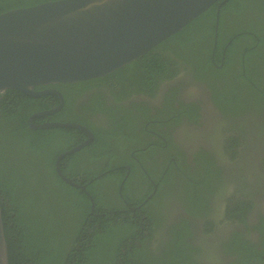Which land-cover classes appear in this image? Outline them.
<instances>
[{"label": "flooded vegetation", "instance_id": "flooded-vegetation-1", "mask_svg": "<svg viewBox=\"0 0 264 264\" xmlns=\"http://www.w3.org/2000/svg\"><path fill=\"white\" fill-rule=\"evenodd\" d=\"M258 13L227 7L220 34L216 26L212 33L198 28L194 42L187 37L183 59L171 62L170 74H154L150 86L131 79L134 84L119 87L109 79L98 89L67 92L79 111L78 102L93 105L98 97L102 112L88 117L104 128L107 139L114 135L117 166L109 161L110 148L100 149L96 158L90 154L95 135L73 153L85 150L84 165L100 163L102 171L84 182L86 188L124 171L118 186L114 179L103 185L105 201L115 208L107 205L95 214L135 222L134 230L142 234L124 242L125 252L137 244L138 253L154 264H264L258 259L264 258V16ZM187 36H193L191 29ZM49 88L64 101L56 95L59 101L53 99L46 111L60 108L40 117L66 104L58 87L41 89ZM63 159L61 169L68 164ZM113 224L121 231V224Z\"/></svg>", "mask_w": 264, "mask_h": 264}, {"label": "trees", "instance_id": "trees-1", "mask_svg": "<svg viewBox=\"0 0 264 264\" xmlns=\"http://www.w3.org/2000/svg\"><path fill=\"white\" fill-rule=\"evenodd\" d=\"M45 1L48 0H0V13L13 8L33 6ZM222 2L225 3L221 4ZM219 4H221L217 26L219 34L227 7L234 11L237 7L240 9L246 7V10L251 12L258 9L259 13L256 15L258 17L264 16V0H228V2L227 0H217L182 30L158 43L142 57L109 74L77 83L36 86V90H40L42 87H58L65 95L66 104L62 111L54 115L36 117L34 119L35 123L48 119L60 122H79L88 126L95 135L93 143L87 148L93 149L90 154H93V158H96L95 154L100 149L110 148L111 151L108 152V155H111V158H109V161L111 160L114 163L116 160L114 135H108L109 139H107V135L103 131L104 128L95 125L88 117L89 114L96 111L102 112L103 108L99 106L102 103L99 102L98 97L94 96L93 105L78 102L80 111L75 110L74 97H68L67 92L73 90L83 93L82 91L92 87L98 89L109 79L114 80L119 87L128 81H132V84H134L131 79H137L138 85L150 86L155 77L154 74L166 71H169L168 74H170L172 71L170 68L171 62L176 65L179 62L178 58L183 59L182 50L187 47L186 44L189 38L194 42L196 35L200 32L198 28H203L209 33L214 31L216 11ZM238 23L243 25L241 21ZM188 27H190L193 36H187V31L190 30ZM218 43H220V40H218ZM222 46H217V48ZM111 89L115 91L116 87L112 86ZM148 89L150 91V88ZM99 92L103 94L102 91ZM53 99L59 101L56 94L35 97L16 89H7L0 93V202L5 236L9 247L10 264H55L60 253L63 254L62 258L65 259L64 264H96V260L103 258L104 252L108 249L110 243H115L117 248L115 264H154L145 255L138 253L140 248L137 244L127 247L129 249L125 252L124 242L126 244L127 240L137 233L134 230L135 225H133L135 222L126 221L123 224L122 219L116 218L119 217L118 214H113L116 217L108 214L107 216H110V218L95 214L98 208L102 210L107 205H110L108 209L115 208L113 207L114 202L105 201L103 185L108 182V186H110V181L114 179L118 181V186L124 171L111 172L101 179L94 180L88 184L86 191L65 182L57 174L55 168L56 157L83 142L87 135L84 131L75 127L34 129L29 126L28 117L34 112L50 108ZM1 142H4L5 147L16 146L22 152L24 148L25 151L33 153L34 156L42 160L41 167H44L49 183L57 193L56 196L54 195L55 199L53 200L56 205L50 200L51 211L55 213L66 211L65 215L62 213L61 220L54 213L51 216L45 213L41 195L31 185V182H40L42 178L33 180L32 177L29 178L22 174L18 162L15 163L13 160V154H4L5 151ZM83 152L67 155L62 160V162L68 163L62 167L65 171L64 174L80 184H84V182L89 181L102 171L100 163H96L94 166L81 163ZM91 156L89 155L90 158ZM33 162L31 161L32 164ZM38 163L30 169L31 174L36 177L42 174L38 170L41 168ZM118 164L113 165L117 166ZM81 177L85 178L84 181L78 180ZM112 190L116 192L115 187ZM123 193H126L124 187ZM91 196L96 204L94 212L91 209ZM68 216H71L72 219ZM63 221H70L68 232L58 231ZM113 223L121 224V231L119 229L115 230V224ZM136 226L139 228V225ZM65 238L67 243L59 247L58 241H64ZM69 245L71 246L68 251ZM133 252L136 253V256L132 257ZM251 256L253 255L251 254ZM258 259L261 262L264 261L261 256H258Z\"/></svg>", "mask_w": 264, "mask_h": 264}, {"label": "water", "instance_id": "water-1", "mask_svg": "<svg viewBox=\"0 0 264 264\" xmlns=\"http://www.w3.org/2000/svg\"><path fill=\"white\" fill-rule=\"evenodd\" d=\"M217 0H48L33 6L0 13V93L16 89L31 96L55 93L36 86L77 83L109 74L145 55L154 46L182 30ZM216 31L219 9L216 14ZM51 111L35 112L28 118L34 129L75 127L87 139L60 153L57 174L74 187L87 190L67 177L60 161L94 138L77 122H43L33 119ZM92 181V180H91ZM91 209L95 201L91 196ZM0 264H10L0 202Z\"/></svg>", "mask_w": 264, "mask_h": 264}, {"label": "rangeland", "instance_id": "rangeland-1", "mask_svg": "<svg viewBox=\"0 0 264 264\" xmlns=\"http://www.w3.org/2000/svg\"><path fill=\"white\" fill-rule=\"evenodd\" d=\"M185 54H187V50L184 51ZM155 118H157V116H154ZM164 113H163V117L164 118ZM1 138V136H0ZM12 147L10 148L9 146L5 147L4 150L10 152L13 157V160L14 162H18V166H19V169L21 171L22 174L26 175L27 177L31 178L33 180H36V179H41L40 182L38 181H34V182H31V185L34 186V188L36 189L35 191L40 194L41 198H42V202L44 203V207H45V213L48 215V216H51L53 213L56 214L58 216V219L61 220L62 218V213H66L65 212H62L61 213H55V212H52L51 211V203H50V200H52V203L55 204V202L53 201L55 199V196L57 195V193L55 192V190L52 188V185L49 183V179H48V176L44 170V167H41V162L42 160L38 159V157L34 156L33 153H29L27 151L24 150L23 148V152L16 146H13L11 145ZM83 158H85V156H83ZM34 161L33 164L31 163V161ZM38 161H40V163H38ZM36 163H38V165L41 167L39 170V172H41L42 174L41 175H38L37 177L34 176L33 174H31V167L33 165H35ZM119 163L118 161L112 163V164H117ZM14 166V164H13ZM239 184H241V182H239ZM109 189H111L110 187H108ZM108 188H105V191L111 195V191L108 189ZM224 188H221V186L218 188V191L219 190H223ZM226 191L228 192H231L233 190V188L230 186H228L227 188H225ZM55 195V196H54ZM54 197V198H53ZM56 205V204H55ZM97 214H100L99 212H96ZM68 218H71V216H68ZM69 224H70V221L68 222H64L59 226V232L60 231H63L64 232H68L70 230V227H69ZM139 235L142 234V231L140 232H137ZM62 234V233H60ZM145 234V233H144ZM143 234V235H144ZM67 241H66V238L64 241H61L59 240L58 241V244H59V247H62L64 244H66ZM71 245L68 246V251H69V248H70ZM116 244L115 243H110L109 246H108V249L104 252V255H103V258L101 260H96V264H115V254H116ZM57 254L59 255V253L57 252ZM213 254L210 253V257H212ZM63 257V254L60 253L59 255V259H57L56 263L55 264H64L65 262V259L62 258ZM264 263V261H262Z\"/></svg>", "mask_w": 264, "mask_h": 264}, {"label": "bare ground", "instance_id": "bare-ground-1", "mask_svg": "<svg viewBox=\"0 0 264 264\" xmlns=\"http://www.w3.org/2000/svg\"><path fill=\"white\" fill-rule=\"evenodd\" d=\"M165 40V39H164ZM162 42V41H161ZM222 205H224V204H222Z\"/></svg>", "mask_w": 264, "mask_h": 264}]
</instances>
